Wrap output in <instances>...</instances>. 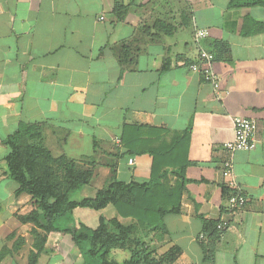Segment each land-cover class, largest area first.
<instances>
[{"label": "crops", "instance_id": "0c3cea01", "mask_svg": "<svg viewBox=\"0 0 264 264\" xmlns=\"http://www.w3.org/2000/svg\"><path fill=\"white\" fill-rule=\"evenodd\" d=\"M231 1L0 0V252L7 249L0 264H29L35 251L34 225L20 220L34 202L28 193H16L4 140L21 123L38 122L43 127L36 142L94 170L91 183L80 190L83 198L94 196L112 176L150 180L152 156L129 153L122 142L125 125L190 129L189 181L181 211L164 217L168 233L156 245L158 252L179 246L172 264H264V5ZM118 2L128 7L122 21L113 12ZM183 9L190 19L181 24ZM159 19L177 29L164 34L151 28L150 41L142 26ZM197 29L208 35L196 42ZM217 40L227 42L230 51L219 53ZM125 45L134 64L120 62ZM201 49L215 53L218 92L189 68ZM237 116L256 120V146L230 154L224 144L234 138ZM227 161L247 202L230 217L209 261L203 246L212 242L201 217L228 216ZM79 208L73 212L76 225L96 228L101 216L134 223L113 205ZM130 257L128 249L113 248L108 259L123 263ZM84 261L72 235L55 231L36 264Z\"/></svg>", "mask_w": 264, "mask_h": 264}, {"label": "trees", "instance_id": "16d2710c", "mask_svg": "<svg viewBox=\"0 0 264 264\" xmlns=\"http://www.w3.org/2000/svg\"><path fill=\"white\" fill-rule=\"evenodd\" d=\"M252 4L264 5V0L231 1L232 6ZM126 8L128 7L119 2L115 4L113 12L118 21L124 20ZM185 12L183 9L181 24H184V19H190V14ZM151 28L171 34L177 26L162 19L151 26H142L143 33L146 31L152 37L150 41L154 40ZM214 46L219 49V53L230 51L229 44L224 41H214ZM122 49L124 50L119 58L121 64H134L136 59L130 58L127 51L129 45ZM213 54L215 59V53ZM167 65L168 63L163 69H167ZM42 127L43 124L39 122L21 123L4 140L9 148L6 156L8 172L18 185L16 193L31 195L35 206L30 213L20 217L23 222L34 225L32 234L35 236V251L30 255L29 264H36L39 254L44 250L48 234L55 231L72 235L84 257V264L174 263L181 253L179 246L173 245L160 253L158 247H152L151 243L162 241L168 233L164 217L181 211L182 195L189 181L186 168L191 163L187 152L190 129L173 131L148 125H125L122 142L129 153L148 152L152 156L150 180L126 182L112 176L108 184L94 196L74 200L73 194L91 183L94 170L78 166L75 159L66 155L56 157L46 146L36 142L35 136L40 134ZM231 192L230 188H225L226 197ZM108 205H113L120 216L133 218L134 223L125 226L115 218L107 220L101 216L96 228L75 224L73 212L76 208L101 210ZM201 218L204 232L212 242L203 246L205 259L210 261L214 256L215 243L221 235V231L217 229L219 220ZM63 219L67 224L62 226ZM113 248L128 249L131 252L130 259L123 263L110 261L108 256ZM6 253L5 248L0 252V258Z\"/></svg>", "mask_w": 264, "mask_h": 264}, {"label": "built area", "instance_id": "2783aa9c", "mask_svg": "<svg viewBox=\"0 0 264 264\" xmlns=\"http://www.w3.org/2000/svg\"><path fill=\"white\" fill-rule=\"evenodd\" d=\"M208 35L206 29L196 30V40L205 38ZM214 54L204 49L199 51L198 60L189 65V68L194 72H199L203 75L205 81L212 84L216 92L220 89V79L213 68ZM257 122L254 119L237 116L234 118V138L224 144V148L234 154L240 150H252L256 146ZM129 162L134 163V159L130 158ZM234 165L231 161L225 163V176L228 177V185L232 192L227 198L226 213L228 216H222L217 224V229L223 233L231 226V216H234L237 211L243 208L247 202V197L242 192L240 185L233 176ZM201 234V238H204Z\"/></svg>", "mask_w": 264, "mask_h": 264}, {"label": "rangeland", "instance_id": "374dc122", "mask_svg": "<svg viewBox=\"0 0 264 264\" xmlns=\"http://www.w3.org/2000/svg\"><path fill=\"white\" fill-rule=\"evenodd\" d=\"M80 192H76V193H74L73 194V196H72V198L74 199V200H81L83 197H82V195L80 196V194H79ZM83 209H85L86 211H88V209H90V210H92V211H94L93 209H91V208H82V207H80L79 208V210H77V211H84ZM75 215H76V217H77V215H80V213H78V214H76V212H75ZM61 223H62V226L64 225V224H67V221L65 220V219H63V221H61ZM155 240H158V239H156V238H154ZM154 240V241H155ZM159 242V241H158ZM158 242L157 241H155L154 243L152 242L151 243V246L152 247H155L156 245H158Z\"/></svg>", "mask_w": 264, "mask_h": 264}]
</instances>
